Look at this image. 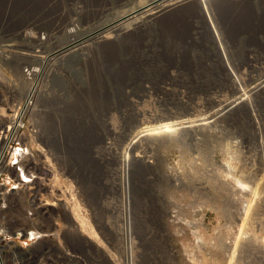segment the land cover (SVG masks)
Instances as JSON below:
<instances>
[{"label":"rangeland","instance_id":"1","mask_svg":"<svg viewBox=\"0 0 264 264\" xmlns=\"http://www.w3.org/2000/svg\"><path fill=\"white\" fill-rule=\"evenodd\" d=\"M25 66L29 187L75 192L51 212L78 215L80 264H264V0H0V108Z\"/></svg>","mask_w":264,"mask_h":264},{"label":"built area","instance_id":"2","mask_svg":"<svg viewBox=\"0 0 264 264\" xmlns=\"http://www.w3.org/2000/svg\"><path fill=\"white\" fill-rule=\"evenodd\" d=\"M23 70L27 75L30 74L28 66ZM36 84L33 79L31 85H35V90ZM33 90L30 87L28 92L21 93L15 101L5 100L0 108V115L4 117L0 122V178L5 177L8 180L6 184L12 182L8 190L0 191V207L6 209L0 210V243L3 241L13 246L20 245L25 251L22 264H57L61 256L80 264L83 257L72 246L75 243L66 232L64 215L51 212L56 206L61 207L60 202L68 210L73 208L71 203L75 192L70 190L66 196L63 192H38L29 187L35 178L42 179V173L37 174L35 167H32V164L34 166L37 163L34 146L38 132L28 120L35 103V95L32 98V94L29 96L28 93ZM74 213L70 216L75 225H79V219H76ZM68 240L71 247L67 245ZM12 253V248L4 252L0 246V264H7L4 255Z\"/></svg>","mask_w":264,"mask_h":264},{"label":"bare ground","instance_id":"3","mask_svg":"<svg viewBox=\"0 0 264 264\" xmlns=\"http://www.w3.org/2000/svg\"><path fill=\"white\" fill-rule=\"evenodd\" d=\"M153 1V0H152ZM182 2V1H181ZM180 7V4H177V3H175V4H170V5H157V6H152V3H150V4H148V2L147 3H144L143 5H141L140 6V11L141 12H143V13H145L146 15H147V19L149 20V22H154V20L158 17V16H162V15H164V14H167L168 12H170V11H172V10H175V9H177V8H179ZM136 12V11H135ZM138 12V11H137ZM133 14V13H132ZM131 13L129 14V13H125V15L122 17V19H124V20H127V19H129L130 18V16L132 15ZM62 50V49H61ZM62 51H57V52H55V53H52L51 55H49L48 57H46L45 58V60L43 61V63L44 62H46V61H51L52 60V58H55V57H57V55L58 54H60ZM51 59V60H50ZM29 69V68H28ZM40 72L42 73V69H29V75H27L24 71H23V73H24V77L26 76V80H31V79H33L34 77H39V75H40ZM33 77V78H32ZM35 86V85H34ZM33 86V87H34ZM34 90L33 91H31V92H29L28 93V95L30 96L31 94H32V96H30V97H32V98H34V95H35V103H36V97H37V95H36V90H35V87L33 88ZM16 99H14L13 97H10V100L9 101H15ZM35 103H34V106L33 107H35ZM32 106V105H31ZM30 106V107H31ZM183 122V121H182ZM175 123V121H173V122H166V123H164V124H161L162 125V127H159V126H161V125H158L157 127H155V128H150V129H144L143 131H142V133L143 134H145V135H149V134H152V131H155V130H157V129H165V130H167L168 128H170V127H175V126H173V125H175L174 124ZM77 125H79L78 124V122H77ZM179 125V124H178ZM182 125H183V123H182ZM177 126V125H176ZM181 126V125H180ZM74 143H69L68 142V146H69V150L68 151H64V154L66 153H70V154H73V153H75L74 151V148L72 147V145H73ZM62 149V148H61ZM36 150L37 149H34V151H35V159H36V156H37V152H36ZM40 151V150H39ZM38 151V152H39ZM31 163H32V160H31ZM45 171H47L46 170V167L45 166H42V168H40L39 169V173H42V174H45ZM74 172L77 174L78 173V169L77 168H75L74 169ZM39 175H41V174H39ZM41 178H42V183H46L45 181L43 182V176H41ZM2 185H3V182H0V188L2 187ZM3 188V187H2ZM60 205L62 206V208L63 209H65V206H64V204L62 203V202H60ZM66 213H65V216H66V218H67V222H68V225L66 226L67 228H66V231H67V229H68V233H69V235H70V239H73V242L76 244V246H77V244L78 245H80L79 243H81V240H82V237H81V234H80V231L78 230V229H76V227L74 226V222H73V220H71V217H70V215H68L69 213L67 212V211H65ZM68 235V236H69Z\"/></svg>","mask_w":264,"mask_h":264},{"label":"snow or ice","instance_id":"4","mask_svg":"<svg viewBox=\"0 0 264 264\" xmlns=\"http://www.w3.org/2000/svg\"><path fill=\"white\" fill-rule=\"evenodd\" d=\"M13 163H15V161H13Z\"/></svg>","mask_w":264,"mask_h":264}]
</instances>
